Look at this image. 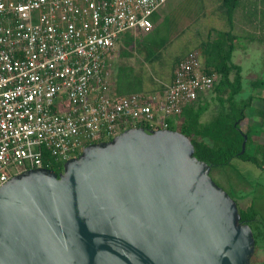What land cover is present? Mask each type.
I'll return each mask as SVG.
<instances>
[{"label":"water","instance_id":"water-1","mask_svg":"<svg viewBox=\"0 0 264 264\" xmlns=\"http://www.w3.org/2000/svg\"><path fill=\"white\" fill-rule=\"evenodd\" d=\"M193 154L177 131L130 128L58 176H13L0 187V264H249L251 229Z\"/></svg>","mask_w":264,"mask_h":264},{"label":"built area","instance_id":"built-area-1","mask_svg":"<svg viewBox=\"0 0 264 264\" xmlns=\"http://www.w3.org/2000/svg\"><path fill=\"white\" fill-rule=\"evenodd\" d=\"M169 0H0V187L107 142L136 123L167 121L214 90L197 52L164 92L111 97L109 56L124 33H147Z\"/></svg>","mask_w":264,"mask_h":264},{"label":"rangeland","instance_id":"rangeland-1","mask_svg":"<svg viewBox=\"0 0 264 264\" xmlns=\"http://www.w3.org/2000/svg\"><path fill=\"white\" fill-rule=\"evenodd\" d=\"M194 3L195 5H193ZM209 3L208 0H184V2L183 0H169L156 13V24L152 23V28L147 33L156 41L165 40L168 42L164 49L159 51L158 55L156 51L148 50V59L146 50L141 45L134 47L135 42L140 40H136L134 37L130 39L129 54L131 57L125 58L126 65L119 66L115 70L114 63L110 68L112 74L118 76L123 94H141L146 84H148L149 89H153L160 84L163 85L165 81H168L170 71L176 60L178 58L183 59L189 51H195L199 54L202 71L204 72V61L200 55L199 45L207 38L214 37L215 31L223 29L217 19L195 18L201 15L194 10L196 6L213 5V3ZM206 16H208V13H206ZM213 30L215 31L213 32ZM142 34L140 36L144 38L145 35ZM235 46L240 51L236 52L232 61L238 63L241 68L242 91L235 96L234 105L236 108H240L252 91L251 82L256 78H260L264 72V54L259 56L255 52L249 59L248 42L240 39L236 41ZM242 54L247 55L243 57ZM211 94L213 95L212 98L216 97L214 91ZM227 108V103L221 108L219 102L213 100L207 111L202 115L201 122L203 124L211 122L221 111L227 112ZM256 111L253 107L249 108L248 106L244 112L245 120L241 124V128L250 130L252 136L257 134L259 121L262 119ZM261 148L263 149V147ZM247 150L248 153H252L249 145ZM210 178L220 190L235 201L239 208L248 209L250 201L257 214L254 222L264 228V169H260L249 162L234 159L230 165L210 171ZM247 200L248 203L246 204Z\"/></svg>","mask_w":264,"mask_h":264},{"label":"trees","instance_id":"trees-1","mask_svg":"<svg viewBox=\"0 0 264 264\" xmlns=\"http://www.w3.org/2000/svg\"><path fill=\"white\" fill-rule=\"evenodd\" d=\"M219 10L223 14L226 30L215 31V36L207 38L199 45L200 55L203 58L204 73L217 74L220 77L214 87L216 100L221 108L228 104L227 112L220 114L211 122L203 124L201 116L207 109L204 106L188 105L183 108L180 116L167 121V130L177 131L187 137L194 148V157L210 167V171L216 168L226 167L232 160L238 159L249 162L254 166L264 169V149L257 146L255 151L248 153L247 147L252 145L250 130L241 128L245 120V110L251 107L253 97H249L242 107L236 108L234 98L242 91L241 68L232 63V54L236 49V41L242 39L248 43H264V0H220ZM156 14L151 22L156 24ZM250 34V36H249ZM144 35V33H143ZM136 45L147 51H156L168 44L167 41H156L149 34H145L142 41H136ZM156 55V57H157ZM148 59V55L146 56ZM154 59V58H153ZM182 59H177L175 64ZM232 76V79L230 77ZM263 81L257 78L251 83L252 89L261 87ZM183 118L182 122H177ZM129 128H141L147 132L160 129L159 126L149 123H136ZM243 135L247 136L246 149L240 154ZM111 139L107 140L110 141ZM55 175L62 173L63 164L55 162L49 153L42 152V168ZM240 222L245 224L256 221L257 214L250 206L248 209L238 208Z\"/></svg>","mask_w":264,"mask_h":264},{"label":"crops","instance_id":"crops-1","mask_svg":"<svg viewBox=\"0 0 264 264\" xmlns=\"http://www.w3.org/2000/svg\"><path fill=\"white\" fill-rule=\"evenodd\" d=\"M185 1H188V0H185ZM183 2H184V0H183ZM208 2H210L209 4L213 3V5L212 6L207 5L206 7H197L196 6V8L194 10L198 14H201V15H198L195 18L196 19H198V18H200V19H207V18L208 19H213V18L217 19L221 23V26H222L221 28H223V29H221V31L226 30L225 28H227V27H226V23H225V21L223 19L224 18L223 14L219 10L220 0H208ZM193 5H195V3ZM206 13H208V16H206ZM140 34L141 33H132V32L131 33L127 32V33L122 34L120 36V38L118 39L114 49L110 53V56H109V68H108V78H107V85H106V88H105V92L111 97H126L128 95H131L129 93L128 94H123L122 93V90L120 89L121 85H120L118 76L115 75L114 73L112 74V71H110V68L112 67V64H114V63L115 64H114L113 67H114L115 70H117V68L119 66L126 65L125 58L126 57H131V55L129 54V47H130L129 42H130V39L132 37H134L136 40L138 39V40L142 41L143 38H142V36H140ZM146 34H149V33H146ZM138 36H140V37H138ZM134 47H136V44H134ZM263 47H264V43H262V44L249 43V59L251 58V55H253L255 52H257V54L259 56H260V54L263 55L264 54V48ZM237 51H240V50L235 49V51L232 54L231 61H232V59H234L235 54H236ZM189 52H191V51H189ZM189 52H187L184 55V57ZM246 55L247 54H242L243 57H246ZM232 63L237 65V66H239L238 63H234L233 61H232ZM175 67H176V64L173 65V67H172V69L170 71V75H169L168 81H165L163 83V85L160 84V85H157L153 89H149L148 88V84H146L145 89H143L144 91H142L141 94L149 96L150 94H153V92H164L166 87L168 85H170L171 82H172ZM260 78L263 81L261 87H258L257 89H252L251 88L252 91H251V93L249 95V97H253V101H252L251 107L254 108V111L257 110L256 113H258L261 116V118H262L259 121V127H258V130L256 132L257 134L252 136V142L253 143L250 146V148H251V151H253V152L255 151L257 146L263 147V149H264V72L260 76ZM230 79H232V76L230 77ZM255 80H253V81H255ZM212 97H213V95L211 94V92L207 93V94L201 96L197 102L192 104V106L193 105L194 106L207 105V109H208V107L211 104V102L213 100H216V97L215 98H212ZM207 109L204 111V113L207 111ZM176 121L177 122H182L183 118H180L179 120H176ZM200 122H201V119H200ZM250 206H252V205H251V203L249 201V207Z\"/></svg>","mask_w":264,"mask_h":264},{"label":"flooded vegetation","instance_id":"flooded-vegetation-1","mask_svg":"<svg viewBox=\"0 0 264 264\" xmlns=\"http://www.w3.org/2000/svg\"><path fill=\"white\" fill-rule=\"evenodd\" d=\"M247 203L248 200L246 201V204ZM245 224L251 229L254 240L253 254L250 258L249 264H264V228L255 222H253V224L252 222Z\"/></svg>","mask_w":264,"mask_h":264}]
</instances>
